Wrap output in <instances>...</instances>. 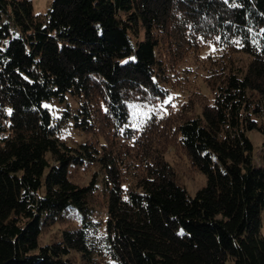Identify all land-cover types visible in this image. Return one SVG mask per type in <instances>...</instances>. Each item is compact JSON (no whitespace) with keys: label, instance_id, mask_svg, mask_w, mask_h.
I'll use <instances>...</instances> for the list:
<instances>
[{"label":"trees","instance_id":"16d2710c","mask_svg":"<svg viewBox=\"0 0 264 264\" xmlns=\"http://www.w3.org/2000/svg\"><path fill=\"white\" fill-rule=\"evenodd\" d=\"M261 30L264 0H0V264H264Z\"/></svg>","mask_w":264,"mask_h":264},{"label":"rangeland","instance_id":"374dc122","mask_svg":"<svg viewBox=\"0 0 264 264\" xmlns=\"http://www.w3.org/2000/svg\"><path fill=\"white\" fill-rule=\"evenodd\" d=\"M33 4V11L36 14L45 13L51 4V0H31ZM203 54L199 53L197 56L189 55L187 60V65L190 66V72L188 78L186 79V87L184 90L189 93L191 91H200L201 86H203L206 79L209 78V71L218 68L219 64L225 60L226 56L222 58L220 56H215L214 58L203 57ZM235 61L234 67H243L245 65L246 56L241 54L233 55ZM177 79L174 86V91L180 90V86L177 85ZM211 86V85H210ZM215 87V85L211 86ZM182 90V88H181ZM214 90L211 88L210 98L213 97ZM195 97V96H194ZM198 100L199 98H196ZM194 99V100H195ZM199 107L198 104L194 106V110ZM198 110V109H197ZM251 139L254 143V151L252 154V160L257 166H264V138H262L258 133L251 132L249 133ZM62 137L66 139L68 144L73 145V138H79L78 132L72 127L71 124L65 123L62 131ZM174 141V140H173ZM165 159L170 162L176 169L180 183L183 184L189 195H194L195 191L205 184V177L202 173L191 168L187 157L181 151L180 148L174 143L170 145L165 152ZM72 179L74 182L83 184L86 183L90 174L83 170H73ZM262 231L264 232V223L262 226ZM52 231L44 234L43 238L40 240V243L47 240ZM229 264V263H227Z\"/></svg>","mask_w":264,"mask_h":264},{"label":"snow or ice","instance_id":"6c2138e0","mask_svg":"<svg viewBox=\"0 0 264 264\" xmlns=\"http://www.w3.org/2000/svg\"><path fill=\"white\" fill-rule=\"evenodd\" d=\"M226 2H227V0H226ZM233 6H234V7H238L239 5L233 4ZM260 35H264V30H261ZM236 43H239V41H236ZM171 99H172L171 97H168L167 99H165L164 104H169V103H171ZM134 107H135V106H134ZM8 114L11 115V110H10V109L8 110ZM144 114L147 115L146 113H144Z\"/></svg>","mask_w":264,"mask_h":264}]
</instances>
